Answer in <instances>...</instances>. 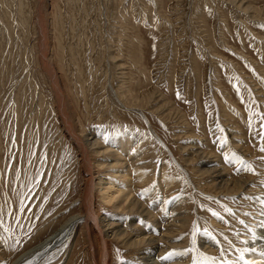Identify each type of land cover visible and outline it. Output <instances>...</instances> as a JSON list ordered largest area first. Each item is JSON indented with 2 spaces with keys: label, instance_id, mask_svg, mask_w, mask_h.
<instances>
[{
  "label": "rangeland",
  "instance_id": "1",
  "mask_svg": "<svg viewBox=\"0 0 264 264\" xmlns=\"http://www.w3.org/2000/svg\"><path fill=\"white\" fill-rule=\"evenodd\" d=\"M122 136L132 141L113 154ZM261 148L264 0H0V264L85 211L93 163L94 217L163 244L175 234V248L155 249L161 264H234L245 219L264 207ZM214 169L248 191L220 188ZM118 187L145 211L117 209ZM108 241L109 264H142L141 249ZM103 249L77 227L42 264H96Z\"/></svg>",
  "mask_w": 264,
  "mask_h": 264
},
{
  "label": "bare ground",
  "instance_id": "2",
  "mask_svg": "<svg viewBox=\"0 0 264 264\" xmlns=\"http://www.w3.org/2000/svg\"><path fill=\"white\" fill-rule=\"evenodd\" d=\"M46 15L47 14H43V17H45ZM58 80H59V78H58L57 72H56V81H58ZM138 113L143 118H145V115L142 112H138ZM151 133L153 135H155V137L162 142V140L160 139L159 135H157L155 132H153L152 129H151ZM91 135H93V133ZM75 138H72V139L76 142ZM131 141H132V138H128V136H122V137L117 138L115 140V144H114V148H116V149H114L113 150L114 153H113V151H112V153L121 155L122 153H124L123 150L125 151V149H126L124 147V145H126L128 142L130 143ZM94 143L97 144V142H94ZM82 144L83 143H81V146H82ZM134 144H133V147L136 146V145L134 146ZM83 148H84V146H83ZM86 150L87 149H85V151ZM128 153H126V154H128ZM88 162H89V160H88ZM124 162H126V161H124ZM86 164H87V162H86ZM121 164H122V162H120V164H116V165L120 166ZM117 166H114V167H117ZM138 172L140 174H144L146 171L144 172L143 170H138ZM214 172L217 173V175H216V183H217V185L220 186V188L221 187L222 188L223 187H228L229 191H231L233 189H236V192H238L240 190H244V192L248 191L249 187H248V181L247 180H242L240 182V185H239L235 181L231 182V180H227L226 176L224 174H221L220 172H218L217 169H214ZM88 174L91 175V177H89L90 179H88L87 182H86L87 183L86 184L87 189L85 190V193H84V194L88 193V196L86 198H84V196H85L84 195L83 198H82V200L84 199L83 200V204L86 202L85 205H87L86 208H85V211L80 213V214H76V215H73L70 218H68L56 232L51 234L44 241H42L40 244L34 246V248H32L31 250L25 252L20 257H17L12 262V264H42L45 261L42 260L41 258L45 254L48 255L53 250L55 251V249H61V248L63 250H65V251H67L69 249V247L71 246L72 238H73V235L75 234V230L77 229V227L78 228H82V230H83L84 234L86 235L87 239H90L92 231H93V228L100 234V237H102L103 248H104L103 249V252H104L103 254L104 255H103V259L100 262H96V264H109V260H110L109 241H108L109 233H111V235L114 236V237H118V239H122V242L126 246H128L129 248H135V249L139 248V249H141V253H140L141 256L139 257V259L141 260L142 264H161V262L158 259V256H160L162 254H165L167 251L171 250L172 248H175V247H173L171 245L172 244L171 242H170L171 243L170 245H168L169 243L168 244L166 243L167 240H170L173 243H175V242L177 243L178 242V241H176V239L172 238L175 235L173 233H171V235H169L171 237H166V236L164 237L165 244H163L162 243L163 239L149 237L151 234L149 236L147 235V236H143L142 237L141 235H144V233L142 234L141 232L140 233L138 232L139 233L138 235L135 234L133 236H129V234L127 232H125L126 231L125 228L124 229L116 228L114 226L113 221L110 218H109V220H107L106 219L107 217L106 218H101V216L94 217V215H93L94 211H93V208H92L94 187L103 185V183L95 182L96 179L94 177V174H95V164L94 163L89 168ZM143 177H144V175H143ZM168 177H164V180L169 183V182L172 181L173 178H168ZM121 179H125V174L122 176ZM123 184H125V183H123ZM113 187L114 186L111 183L108 186H104L101 189L99 187L100 191L102 192V199L107 204L112 203V201L117 196L116 193L110 192L111 191L110 189H112ZM122 187L125 189V188H127V185L126 186H122ZM127 191H129V190H127ZM117 192H120L118 197H119V199H121L120 202L118 203L120 206L113 204L117 209L123 207V210H126L128 208L127 210L130 211V210H132L135 207H136V209H139L138 207H140L141 208V209H139L140 213L145 211L146 208H144L143 205L135 199V197L134 198L133 197L130 198L129 197L130 195L129 196L126 195V193H125L126 191L124 192V190L122 188L118 187L117 188ZM130 192L131 191H129V194H130ZM259 193L260 194H257V197L259 199H261V200H264V194H262L261 192H259ZM257 197H256V200H257ZM87 198H89V199H87ZM119 199H117V202H118ZM125 207H127V208L125 209ZM178 207H179V201L177 202V206H176L175 203L173 204V210H177ZM147 214H151V211L147 210ZM258 214L259 215H253V217H252V219L255 218V221H251V220L245 219V222L249 223V226H247V228H246V229H248L247 231L249 233H247V236H246V239H245L246 241L244 243V246L245 245L248 246V249H246L245 252L242 253L244 258H242V260H238L237 259L234 264H264V207L260 211H258ZM115 217L116 216H114L113 219H120L121 218V220H123V217H120V216H117V218H115ZM124 219H126V218H124ZM105 221H107L106 224H104ZM179 222H181V224H182L181 227H183L184 224L187 222V220L182 219ZM129 223H132V220H130ZM175 223H177V222H175ZM175 223L172 226V228H174V231L178 229V226ZM181 224H179V225H181ZM119 225H118V227H119ZM127 225H129V224H127ZM200 237H201V239L199 240V245L201 247L206 246L208 244V242L210 241V236H207V234L202 233V235ZM186 242H187V240L183 241L182 243H186ZM241 244L243 245V243H241ZM158 245L159 246L161 245L160 246L161 254L160 255H155L154 254L155 253V249L157 248ZM183 245H186V244H183ZM252 248H253V250H252ZM175 250L179 254L178 255L179 260H183L182 256H184L186 254L183 253V251H181V250H186V246L182 247V249L181 248H176ZM130 264H136V263H130Z\"/></svg>",
  "mask_w": 264,
  "mask_h": 264
},
{
  "label": "snow or ice",
  "instance_id": "3",
  "mask_svg": "<svg viewBox=\"0 0 264 264\" xmlns=\"http://www.w3.org/2000/svg\"><path fill=\"white\" fill-rule=\"evenodd\" d=\"M222 131V129H221ZM261 151H264V148H261ZM174 253H169L168 255H166L165 257H162V259H169ZM213 258L212 257H204V260L207 262H210Z\"/></svg>",
  "mask_w": 264,
  "mask_h": 264
}]
</instances>
